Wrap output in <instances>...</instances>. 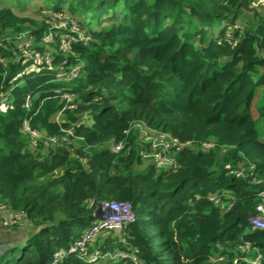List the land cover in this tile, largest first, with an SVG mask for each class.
I'll return each mask as SVG.
<instances>
[{"label": "trees", "instance_id": "obj_1", "mask_svg": "<svg viewBox=\"0 0 264 264\" xmlns=\"http://www.w3.org/2000/svg\"><path fill=\"white\" fill-rule=\"evenodd\" d=\"M251 1L48 0L76 19L70 30L0 5V98L12 106L0 108V204L24 232L0 264L49 263L110 202L129 203L134 218L96 233L88 253L121 255L56 264H264V229L249 222L264 191L252 115L264 8ZM27 50L54 69L13 80ZM71 68L72 79L56 76ZM140 126L190 141L169 152L175 168L144 161Z\"/></svg>", "mask_w": 264, "mask_h": 264}, {"label": "built area", "instance_id": "obj_2", "mask_svg": "<svg viewBox=\"0 0 264 264\" xmlns=\"http://www.w3.org/2000/svg\"><path fill=\"white\" fill-rule=\"evenodd\" d=\"M251 5L254 7H262L264 8V0H252ZM53 28V27H52ZM52 33L50 32L48 34V38H51ZM80 39H82V35H78ZM86 39V38H85ZM69 42V36L65 35L62 39V44L64 46H67ZM27 57L29 60L28 64L25 65L23 72L16 74L13 77V80L17 79L19 76H21L22 73H29V72H38L43 67L47 66V69H54L53 66L50 64V58L48 54L40 55L37 52L32 51H23V57ZM35 56H38L35 58ZM78 72L77 68H71L68 71H56V76L59 78H66V79H72L76 76ZM66 98V96H64ZM6 97L1 94L0 98V108L2 111L6 110L9 107H12L10 104L6 103ZM24 106L26 108H29V96H26L24 101ZM24 128L33 136H38V133H36L34 130H31L27 124V122H24ZM140 128H146L145 126H140ZM149 131L159 135L161 138H163L164 142H162V146L160 147L159 152L156 154H152L151 159L157 167H170L175 168L176 163L174 160L169 157V152L173 147L182 148L184 146L190 145V141L180 142L178 139L171 137L170 135L166 133L161 132H154L149 129ZM71 133V132H68ZM55 137L47 138V142H56ZM150 144V143H149ZM202 146L204 148H210L213 146L212 142H206L203 143ZM123 147L122 141L111 143V148L117 152ZM148 153V150L143 151V157L146 156ZM164 160V161H160ZM164 163H167L166 166H161ZM168 165V166H167ZM228 167V166H227ZM236 175H242L244 173L243 170H237ZM257 182H260V180H256ZM260 201L257 203L255 207V213L249 216V222L253 228H262L264 229V191H261L259 193ZM213 200H217L215 196L210 197ZM6 214V217L4 214ZM98 217L90 227L87 229L86 232L82 235V237L78 240H76L69 248L66 249H60L57 251L54 255V258L47 264H56L58 260L63 257L67 256L71 253H77L81 257H85L89 262H94L99 257H108V258H114L117 256H120L118 252L115 254H100L99 251L88 253V245L95 237L96 233L102 231V230H120L124 227V225L131 220H133L134 216L132 213L131 205L127 202H110L101 204V209L97 210ZM16 214L14 212L9 211L6 209V207L2 204H0V226L9 227L14 224Z\"/></svg>", "mask_w": 264, "mask_h": 264}, {"label": "rangeland", "instance_id": "obj_3", "mask_svg": "<svg viewBox=\"0 0 264 264\" xmlns=\"http://www.w3.org/2000/svg\"><path fill=\"white\" fill-rule=\"evenodd\" d=\"M28 2V3H27ZM46 2V3H45ZM48 0H25L24 3H22L20 0H0V5L8 4V5H14L21 7L22 5H26L24 9L17 10V12H20L23 15L32 16V17H41V18H47V22L50 23L51 27H55L56 29L65 28L66 30H70L72 28L73 22L76 21V19L70 18V16L66 15L65 13H58L54 14L52 13L51 9H49L47 6ZM43 3L45 5H42L39 7V9H31L34 5H37ZM40 8H44L40 10ZM64 12V8L62 10ZM69 20V23L67 22ZM73 21V22H72ZM85 21H88L86 19ZM238 22V20L236 21ZM38 56H35L37 58ZM255 95L252 102V115L255 119V125L256 129L259 133V138L264 142V87L261 85H258L255 88ZM261 110H263L261 113ZM139 140L143 145L149 144L147 147L148 153L146 156L143 157L144 161H147L152 158V154H156L159 152L160 147L163 145L162 142H164L163 138H161L159 135L149 131V129L146 128H140L139 132ZM164 161V160H160ZM167 163H164L161 166H166ZM145 165V164H144ZM168 166V165H167ZM101 209V205L98 206V210ZM96 220V218L93 220V222ZM88 229V228H87ZM87 229L84 231L86 232ZM23 242H20L18 246H22Z\"/></svg>", "mask_w": 264, "mask_h": 264}, {"label": "crops", "instance_id": "obj_4", "mask_svg": "<svg viewBox=\"0 0 264 264\" xmlns=\"http://www.w3.org/2000/svg\"><path fill=\"white\" fill-rule=\"evenodd\" d=\"M4 216L2 217H6V214L3 213ZM18 216H20L18 214ZM8 227H4V226H0V245L3 244H11L13 245L14 243H20L23 242V238H24V232L19 230V228H17L16 226H12L9 229H6ZM22 233V234H21Z\"/></svg>", "mask_w": 264, "mask_h": 264}, {"label": "water", "instance_id": "obj_5", "mask_svg": "<svg viewBox=\"0 0 264 264\" xmlns=\"http://www.w3.org/2000/svg\"><path fill=\"white\" fill-rule=\"evenodd\" d=\"M94 216H95V218H97L98 217V213H95ZM11 247H12L11 244H3V245H0V258Z\"/></svg>", "mask_w": 264, "mask_h": 264}]
</instances>
